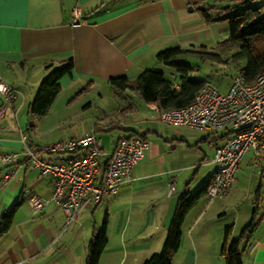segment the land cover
<instances>
[{
	"label": "crops",
	"instance_id": "0c3cea01",
	"mask_svg": "<svg viewBox=\"0 0 264 264\" xmlns=\"http://www.w3.org/2000/svg\"><path fill=\"white\" fill-rule=\"evenodd\" d=\"M201 2L25 0L18 9V23L5 28L0 40V80L18 91L16 97L7 101L0 117V153L17 152L23 146L22 138L27 144L36 145L27 133L33 126L32 119L40 116L30 114L29 106L47 64L59 65L69 57L73 61L72 71L59 80L61 87L49 110L63 106L68 109L80 96L85 98L81 107L86 110L91 105V94L103 97L111 90L109 77L125 74L134 80L142 70L155 68L158 51L180 46L179 40L187 35L183 30L186 7L193 10ZM75 4L81 5L85 23H71ZM173 71H169L171 79L177 81ZM125 89L123 92H127ZM132 90L146 109L156 110L159 119L156 104L145 102L137 90ZM118 111L126 116L142 115L138 106L131 103ZM154 124L137 126L136 121H128L94 125L88 130H119L107 147L103 146L105 150H110L116 139L130 134L146 138L148 147L134 164L131 181L121 184L116 192L105 195L99 202L83 207L70 222L63 209L52 202L34 210L27 201L26 186L32 193L50 197L51 175L39 173L20 156L13 165L0 166V215L16 203L12 223L0 237V264H85L91 234L103 224L107 241L98 264H141L160 251L179 197L196 194L185 211L180 243L171 255L170 264H224L219 249L225 226H231L230 239H233L251 220L255 226L239 244L241 259L244 264H264V159L255 160L246 151L226 195L209 198L206 190L198 191L207 186L218 168L212 160L214 148L226 141L230 130L213 133L208 128H194L198 131L196 140L190 144L194 157L179 161L176 156L182 152L179 149L182 142L189 146L185 136L182 132L156 128ZM9 170V176L4 177ZM199 172L201 178L192 187ZM11 176L16 179L12 181ZM170 180H174L175 189L169 194ZM100 207L104 209L102 223L93 221L89 225V214L93 215ZM111 209L114 213H110ZM116 218L118 221L114 223Z\"/></svg>",
	"mask_w": 264,
	"mask_h": 264
},
{
	"label": "built area",
	"instance_id": "2783aa9c",
	"mask_svg": "<svg viewBox=\"0 0 264 264\" xmlns=\"http://www.w3.org/2000/svg\"><path fill=\"white\" fill-rule=\"evenodd\" d=\"M85 22L81 5L75 4L71 9V23ZM17 93L16 88L0 80L3 97L0 117L7 101ZM159 119L178 126L208 128L213 133L230 130L226 141L214 148L212 160L218 168L206 186L209 198L224 197L246 151H250L255 160L264 159V71L252 81H246L242 72L234 73L225 91L204 82L189 103L161 110ZM21 141L23 159L30 161L39 173L53 177L49 198L24 188L29 205L39 210L52 202L63 209L68 222L75 219L83 207L99 202L105 195L116 192L121 184L131 181L132 168L148 147L146 138L132 134L116 139L113 147L105 150L101 137L93 129L39 147L27 144L25 138ZM17 158L15 151L0 153L2 165L11 164ZM8 173L4 177L7 178ZM174 189V180H170L167 193Z\"/></svg>",
	"mask_w": 264,
	"mask_h": 264
},
{
	"label": "trees",
	"instance_id": "16d2710c",
	"mask_svg": "<svg viewBox=\"0 0 264 264\" xmlns=\"http://www.w3.org/2000/svg\"><path fill=\"white\" fill-rule=\"evenodd\" d=\"M201 16L206 21L226 19L228 39L237 45V49L231 55V61L233 63L244 61L242 66H238L236 72H242L246 81H252L260 72L264 71V1L233 0L224 6L209 5L201 9ZM194 52L197 51L176 45L166 47L156 53L159 62L175 68L177 81L167 77L159 69L146 68L134 80H129L125 74H121L109 77L108 82L116 88L137 90L145 102L156 104L160 111L182 107L192 100L197 90L205 82V80L191 76V66L179 60L183 55ZM204 53L218 60L221 59L217 53H207L206 51ZM45 69L46 72L40 80L29 106V112L34 116H41L48 112L60 90L59 80L73 69L72 58H67L59 65L53 66L49 63ZM205 190L206 185L198 192ZM196 195L190 198L184 195L179 197L160 251L151 254L141 264H170L171 255L177 250L180 243L181 223L185 211L194 201ZM15 208L16 203L1 213L0 237L9 229ZM254 226L255 222L249 221L241 229L239 235L233 239H230L231 226H225L219 249L224 264H244L239 244L246 233L253 230ZM106 241V230L103 224L91 234L87 243L85 264L99 263V257Z\"/></svg>",
	"mask_w": 264,
	"mask_h": 264
},
{
	"label": "rangeland",
	"instance_id": "374dc122",
	"mask_svg": "<svg viewBox=\"0 0 264 264\" xmlns=\"http://www.w3.org/2000/svg\"><path fill=\"white\" fill-rule=\"evenodd\" d=\"M231 1L233 0H203L205 3L203 6L206 7L214 3V5L224 6ZM199 4L200 3H197L193 10L189 8L190 6L186 7V20L183 30L187 35L185 38L179 40L180 46L195 49L197 52L185 54L180 57L179 60L191 66V76L205 80V82H210L220 91H225L228 83H230L231 76L236 73L238 66L244 64V61L240 60L239 63H233L231 61V55L237 49V45L228 39L226 19H216L213 21L204 20L200 15L201 9L198 8ZM180 29H182V27H180ZM205 51L207 53H217L220 55L221 59L218 60L215 57L207 56L204 53ZM154 67L162 70L165 75L170 78L172 75L169 71L175 69L173 66L162 62H157ZM173 72L177 75L176 71ZM110 89V91L103 94V97L91 94L89 96L91 105L88 106L86 110H83L81 107L86 103L85 98L80 96L72 103V107L68 109L63 106L61 109L49 110L45 115L33 118L31 121L33 126H29L30 128L27 134L31 136V139L36 144L34 146L39 147L69 136L88 132L94 125L102 126L105 124H123V122L136 121L137 126H145L146 123L148 126H152L154 122L156 128L161 127L171 131L182 132L185 136L184 138L189 142V146L185 142H182L183 145L179 148L182 152L180 155L176 156L179 161H190L194 157V148L190 146V144H193L196 140L198 131L194 128L175 126L162 122L158 119L156 110L153 108V111L146 109L144 102L142 100L139 102L137 97H135L134 91L130 88L125 89L127 92H123V89L116 87ZM128 103L138 106L139 111H142V115L139 113L126 116L118 111L128 105ZM96 133L101 137L102 144L105 148L109 144V140L119 134V130L111 128L107 130H98ZM22 148L23 146H21L19 150L17 149L18 157L20 156L21 159L24 157ZM14 163H16V161L8 165H13ZM0 166L2 167L3 165L0 163ZM3 171L4 170H2L1 173ZM10 171L11 170L8 172ZM201 175L202 174L199 172L197 180L191 183L192 187L195 186V181H199ZM11 179L13 181L16 178L11 176ZM180 182L182 186V181ZM179 184L178 182V185ZM25 188L30 190L28 186ZM110 213H114L113 209H111ZM103 217L104 209L100 207L93 211V215L89 214L87 222L89 225L92 224L93 221L101 224ZM117 221L118 218L114 219V223Z\"/></svg>",
	"mask_w": 264,
	"mask_h": 264
},
{
	"label": "snow or ice",
	"instance_id": "6c2138e0",
	"mask_svg": "<svg viewBox=\"0 0 264 264\" xmlns=\"http://www.w3.org/2000/svg\"><path fill=\"white\" fill-rule=\"evenodd\" d=\"M25 0H0V40L3 39L5 28L14 27L18 23V9Z\"/></svg>",
	"mask_w": 264,
	"mask_h": 264
},
{
	"label": "water",
	"instance_id": "95a60500",
	"mask_svg": "<svg viewBox=\"0 0 264 264\" xmlns=\"http://www.w3.org/2000/svg\"><path fill=\"white\" fill-rule=\"evenodd\" d=\"M204 6H203V3H200L199 5H198V8H200V9H202ZM190 9H191V7H189Z\"/></svg>",
	"mask_w": 264,
	"mask_h": 264
}]
</instances>
